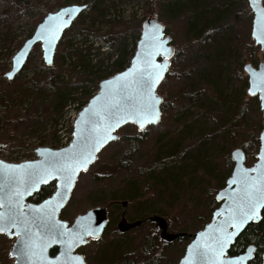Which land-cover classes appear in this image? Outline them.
Instances as JSON below:
<instances>
[{"label":"rangeland","instance_id":"374dc122","mask_svg":"<svg viewBox=\"0 0 264 264\" xmlns=\"http://www.w3.org/2000/svg\"><path fill=\"white\" fill-rule=\"evenodd\" d=\"M95 1L0 0V143L5 146L0 158L18 164L37 160L39 148L67 147L79 112L99 92L100 83L121 72V65L124 70L130 66L142 23L155 10L178 51L158 89L162 121L143 133L134 125L121 129L120 139L81 174L60 218L71 225L79 214L108 207L128 186L134 185L138 196L147 189L136 201L119 198L128 206L110 207L102 239L79 253L87 264H178L189 235L202 230L219 207L214 209L215 196L232 173L231 153L249 147L246 165L257 161L264 113L258 96L247 93L244 70L264 62V50L252 37L254 14L249 0H202L205 8L195 22L189 20L185 1L180 14L162 12L159 0H99L93 5ZM72 5L88 8L65 32L54 64H45L39 44L10 82L6 74L13 58L38 25ZM134 137L141 141L128 163V138ZM156 163L168 165L160 174L146 172ZM123 212L130 222L163 216L171 232L188 236L167 244L148 221L120 239L117 225ZM148 238L154 246L146 252ZM15 241L0 236V264L15 263L9 255Z\"/></svg>","mask_w":264,"mask_h":264},{"label":"water","instance_id":"95a60500","mask_svg":"<svg viewBox=\"0 0 264 264\" xmlns=\"http://www.w3.org/2000/svg\"><path fill=\"white\" fill-rule=\"evenodd\" d=\"M249 4L254 14L252 37L255 44L264 50V37L260 36V17L262 10H264L263 0H257L255 4L249 0ZM87 8L86 5H72L64 7L56 13L48 14L38 25L33 36L14 56L13 68L6 74L8 80L13 81L23 71L32 51L39 44L42 45L45 64L52 66L57 47L65 32L72 27L74 21ZM65 9H79V11L65 12ZM155 14L156 11L153 10L151 16L142 23L141 37L130 66L102 81L99 85V92L79 112L74 123L73 140L70 145L61 149L39 148L36 150L37 160L18 164L6 162L0 158V204L3 205L0 207V213L7 215L11 209L17 213L22 211L24 214L19 217L22 227L8 228L4 232H0V236H7L11 240L16 239L9 254L10 258L15 261L14 264H81V260L83 264H87L85 256L78 251L91 241H99L103 237L110 221L108 209L111 204L108 207H96L84 214H79L71 225L60 217L73 196L81 174L89 172L92 166L97 163L103 150L120 139L118 132L121 129L128 125H134L138 128L139 133H143L149 127L158 126L162 121L163 98L158 94V89L170 71L172 59L175 56V47L165 25L155 17ZM56 28H59V31H56L55 39H51L50 31ZM154 65L162 67L158 69ZM133 69L131 75L127 77L122 75ZM244 70L249 81L247 93L251 97L258 96L261 102V111L264 113V88H254V84L259 83L260 77L264 75V62L260 63L258 68L248 64ZM157 71L160 72V79L149 92L145 82L150 81L149 74L154 75ZM250 89L255 91V95L250 94ZM149 96L159 98V103H156L154 107L158 118L154 122H152L151 117L146 119L143 129H141L137 118L133 116L128 119L126 114L134 109H139L148 101ZM96 112H100V115H95ZM117 119L119 125L111 130L106 141L102 145L93 147L96 145L98 132L108 124H115ZM112 137L116 138L113 139ZM259 140L257 161L251 167L246 165L247 154L244 149L238 148L231 153V159L234 162L232 173L226 182V186L215 196L219 207L214 210L211 221L202 230L194 235H189L191 240L178 264H250L254 260L257 252V247L254 244L249 245L243 253L238 255H231L230 251L249 225L258 224L262 221L264 209L260 210L255 219L248 221L240 228L225 225L228 232H234L235 235L224 249V256L221 257L220 261L213 260L208 246L213 245L214 237L221 235L217 229L229 218L234 207V198L242 192L244 169H258L261 164H264V160H261V156H264V129ZM4 147V144L0 143V153ZM89 150L91 151V160L86 165V170L84 168L77 169L72 178V183L66 185L61 173L53 171V166L59 167L65 163H72L74 155ZM29 165L31 167H20ZM25 171L40 172L41 174L51 172L52 174L47 175L46 182H41L37 178L36 182L33 183L32 180L23 175ZM247 175L255 177L257 173L249 171ZM234 180L238 182L233 183ZM51 184H54L55 188L47 199L39 203L32 201L44 187ZM26 188L27 191H25ZM17 191L23 194L22 199L15 195ZM117 204L125 209L129 202L119 201ZM53 207H55V212L49 217L48 213ZM148 221L155 225V230L160 233V239L167 244H172L188 236L186 233L171 232L169 222L163 216H150ZM142 224L143 221L141 220L129 222L126 218V212H123L117 229L120 234H126L138 229ZM57 232L64 233V235H57ZM93 236L97 238H93ZM69 245H71L70 248ZM41 248H43L42 254ZM54 250L57 251L52 254ZM75 257H79L81 260H76ZM261 264H264V250Z\"/></svg>","mask_w":264,"mask_h":264},{"label":"snow or ice","instance_id":"6c2138e0","mask_svg":"<svg viewBox=\"0 0 264 264\" xmlns=\"http://www.w3.org/2000/svg\"><path fill=\"white\" fill-rule=\"evenodd\" d=\"M253 4L257 2V0H251ZM65 12H74L79 11V9H65ZM261 29H260V36L264 37V10L261 12ZM158 29V26H157ZM56 31H59V28L50 31L51 39H55ZM160 54V53H157ZM156 68H161L162 66L154 65ZM133 70H130L129 73L122 74L124 77L131 75ZM150 75V81H146L145 84L148 87L149 92H151L152 86L160 79V72L157 71L154 75ZM111 83V82H107ZM255 87L264 88V75H262L259 79V83L254 84ZM250 94L255 95V91L250 89ZM159 103V98L154 96H149L148 101L144 103L139 109H134L131 112H128L127 118L131 119L133 116L137 118V121L140 124L141 129H143L144 121L146 119L152 118V122L155 121L158 117L154 111L155 104ZM95 115H100V112H96ZM124 119V117H121ZM134 121V122H137ZM119 125V120L115 121V124H108L105 128L100 130L97 134L96 147L97 145H102L103 142L106 141L108 138L111 130L114 127ZM115 139L116 137H112ZM239 155V153H237ZM91 160V151L87 152H80L72 158V163H65L60 165L59 167L53 166V171L61 173L64 178L66 185H70L72 183V178L76 174L77 169L84 168L86 170V165ZM261 160H264V156H261ZM11 167V166H10ZM21 168L31 167L29 166H20ZM249 171H254L257 173L255 177H250L247 175ZM244 178H243V188L242 192L238 195V197L234 198V207L232 208L229 218L221 225L217 230L221 233L220 236L214 237V243L212 246H208L209 251L212 253V258L214 261H220L221 257L224 256V249L227 247L229 241L235 235V233H229L227 227L225 225H230L233 228H240L245 223L250 220H253L257 217L261 209H264V164H261L260 167L253 168V169H244ZM51 172H46L45 174H41L40 172H29L25 171L23 173L24 176H27L33 183L36 182L37 178L41 182H46L47 175H51ZM238 181L234 180L233 183H237ZM27 191V188L25 189ZM17 197L22 199V193L17 191L15 193ZM63 198L61 194V199ZM0 207H3L0 204ZM55 207L51 209L48 213L49 217L54 214ZM23 212L20 211L19 213L12 211L10 209L9 213L5 215L4 213H0V232H4L8 228H20L22 227V222L19 220L20 216H23ZM52 231V229H49ZM57 235H64V233L57 232ZM93 238H97L93 236ZM71 245H69V248ZM41 254L43 252V248L40 249ZM35 254V253H33ZM76 260H81L79 257H75ZM243 260V258H241ZM81 264H83L81 260Z\"/></svg>","mask_w":264,"mask_h":264},{"label":"trees","instance_id":"16d2710c","mask_svg":"<svg viewBox=\"0 0 264 264\" xmlns=\"http://www.w3.org/2000/svg\"><path fill=\"white\" fill-rule=\"evenodd\" d=\"M99 0H96L93 5H96V3L98 2ZM184 5L185 6H188V17H189V20L192 21V22H195L198 20V15H199V12H202L200 11L202 8H205L204 7H201L200 4H201V1L202 0H159V8L161 9L162 12H175L176 14H180L181 12H184V9H182L181 7V2H184ZM181 8V9H180ZM152 14V12H151ZM164 15V14H163ZM166 31H168L166 29ZM178 54V51L175 53V57L174 59H176V55ZM31 56V55H30ZM30 58V57H29ZM123 65H121L119 67V69H121L120 71L124 70L123 69ZM11 82V81H10ZM140 139L137 138V137H134V138H128V150H127V159H128V163H130V161L134 158V156L136 155V152H137V149H138V144L140 143ZM257 144V140L255 142ZM244 151L246 152V154H250V150H249V147L247 149L243 148ZM168 161V160H166ZM166 161H163L164 163ZM229 161H232L231 159V156L229 157ZM233 162V161H232ZM157 164L152 166L151 168L149 167L148 170H146V172H150L152 174L154 173H158L160 174L163 173L165 171V166L168 165V164ZM130 164H127L126 168L129 167ZM146 172H142L141 174H144ZM55 188L54 184H51L50 186H47V187H44L42 189V191L40 193H38L35 197H34V201L35 202H42L44 201L45 199H47L51 194H52V191L53 189ZM128 192L123 194L122 196H120L119 198H126L129 199V202H132V201H136L137 199H140V197H143L144 196V193H146L147 189L143 190L142 191V195L141 196H138V193L137 191H139L138 189H136L133 186H128L127 188ZM141 192V191H140ZM119 198H116L114 197L113 198V202H119L118 199ZM111 203V204H112ZM217 201L215 200L214 202V209L216 208L217 206ZM114 207H117L116 205H114ZM154 216V215H153ZM123 235H120V239L122 238ZM153 239L152 238H148L147 240V243L145 244V246L143 247V249L146 251V252H149L151 250V248L154 246L153 245ZM251 244H254L256 245L257 247V252L255 254V258L253 261L250 262V264H261L262 262V253H263V250H264V212H263V216H262V221L258 224H251L247 227V229L245 230V232L238 238L236 244L232 247L231 251H230V254L231 255H238L240 253H243L246 248L251 245ZM57 250H54L52 254H55Z\"/></svg>","mask_w":264,"mask_h":264},{"label":"flooded vegetation","instance_id":"af4514ba","mask_svg":"<svg viewBox=\"0 0 264 264\" xmlns=\"http://www.w3.org/2000/svg\"><path fill=\"white\" fill-rule=\"evenodd\" d=\"M167 33H168V31H167ZM175 53H176V52H175ZM173 59H174V58H173ZM173 59H172V61H173ZM114 205H116V206H120L119 204H117V202H114V203L111 204L110 207H112V206H114ZM110 207H109V208H110ZM121 215H122V214H121ZM109 219H110V212H109ZM120 219H121V216H120ZM135 221H138V220H135ZM141 221H143V224H144V223L148 222V218H147V219H141ZM129 222H130V221H129ZM132 222H134V221H132ZM149 222H150V221H149ZM143 224H142V225H143ZM142 225H141V226H142ZM141 226H140V227H141ZM107 227H108V226H107ZM140 227H139V228H140ZM106 229H107V228H106ZM117 230H118V229H117ZM105 231H106V230H105ZM128 233H129V232H128ZM104 234H105V233H104ZM126 234H127V233H126ZM122 235H125V234H122ZM103 236H104V235H103ZM101 239H102V238H101ZM101 239H100V240H101ZM100 240H99V241H100ZM99 241H91V242H95V243H97V242H99ZM79 251H80V250H79ZM79 251H78V252H79ZM85 258H86V257H85ZM86 261H87V259H86ZM87 263H88V261H87Z\"/></svg>","mask_w":264,"mask_h":264},{"label":"built area","instance_id":"2783aa9c","mask_svg":"<svg viewBox=\"0 0 264 264\" xmlns=\"http://www.w3.org/2000/svg\"><path fill=\"white\" fill-rule=\"evenodd\" d=\"M71 141H72V140H71ZM70 143H71V142H69V144H70ZM69 144H68V145H69ZM66 146H67V145H66Z\"/></svg>","mask_w":264,"mask_h":264}]
</instances>
